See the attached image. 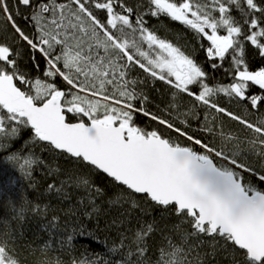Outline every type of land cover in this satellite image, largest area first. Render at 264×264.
Returning a JSON list of instances; mask_svg holds the SVG:
<instances>
[{
	"label": "snow or ice",
	"instance_id": "obj_1",
	"mask_svg": "<svg viewBox=\"0 0 264 264\" xmlns=\"http://www.w3.org/2000/svg\"><path fill=\"white\" fill-rule=\"evenodd\" d=\"M15 4L29 10L27 19L33 22L35 33L27 34L16 23L19 8L14 12L12 0H0V15L13 30L11 42L0 36V151L8 149L23 129H29L31 144L46 145V150L102 172L120 186L108 200L124 208L109 225L123 226L110 249L121 253L115 264H204L203 256L214 257L218 251L226 254L230 264H264V189L246 181L235 169L254 173L261 184L264 175L238 163L235 155L189 135L174 121L148 111V96L136 91V80L127 79L130 69L138 67L173 89L170 108L178 111V100L186 95L259 134L252 143L264 147V119L250 122L214 100L224 94L244 103L246 109L259 111L264 106V66L252 70L245 56L248 43L264 57V0H147L146 11L129 6L127 0H15ZM97 10L104 12L103 19ZM148 14L166 15L207 41L208 46L202 43L201 48L213 69L230 59L231 82L210 86L207 72L192 55L145 26ZM20 41L45 58L44 76L53 82L28 79L18 63L20 50L14 46ZM57 77L66 89L57 86ZM18 84L30 85L35 94ZM138 113L190 144L183 145L158 129L139 127L134 119ZM70 114L75 121L69 120ZM7 159L15 161L29 179L34 166L43 163L31 151H18ZM52 171L61 170L53 169L50 175ZM72 185L88 193L87 203L83 198L79 201L85 208L83 215H98L96 198L104 192L87 177L68 174L59 186L53 182L47 189L67 198L65 188ZM138 195L142 201L136 199ZM8 203L15 209L11 199ZM153 209L160 210L159 220L142 218ZM30 210L45 214L48 206L41 209L37 204ZM25 211L21 206L20 219ZM137 211L140 215L133 224ZM173 216L176 222L169 225ZM58 220L52 217L53 226ZM157 232L161 243L153 260L148 255L149 240ZM78 234L95 239L83 224ZM72 238L67 237L69 242ZM15 243V234H0V264H20ZM205 243L211 252L202 254L197 249ZM49 247L44 243L40 251L47 252ZM71 264L111 262L96 255L74 258Z\"/></svg>",
	"mask_w": 264,
	"mask_h": 264
},
{
	"label": "trees",
	"instance_id": "obj_2",
	"mask_svg": "<svg viewBox=\"0 0 264 264\" xmlns=\"http://www.w3.org/2000/svg\"><path fill=\"white\" fill-rule=\"evenodd\" d=\"M59 2H65V0H59ZM12 3L14 12L16 7L19 8V12L14 16L16 23L27 34L33 35L35 33L33 22L27 19L30 16L29 10L22 5H16L15 0H12ZM127 3L129 6H139L142 11H146L148 7L147 0H127ZM96 14L101 19L104 18V12L97 10ZM144 20L145 26L154 31L160 38L171 41L186 54L192 55L207 72L206 82L210 86L231 82V76L229 75L230 59H225L221 67L213 69L206 58L204 50L201 48L202 43L205 48L208 43L198 38L194 31L166 15L151 16L148 14L144 16ZM0 36L9 38V42L13 37L11 25L6 22L2 15H0ZM14 46L20 50L18 63L30 81H35L38 78L47 80L49 83L53 82L52 78L44 76L45 58L38 51H34L22 41ZM33 56H35V60H33ZM245 56L252 70L264 66V57L251 44H245ZM127 79L129 81L136 80L138 82L135 85L136 91L143 92L148 96L149 100L145 105L148 111L174 121L177 127L183 128L189 135L215 146L218 150L223 149L229 156L235 155L238 163L245 164L247 167L254 169L256 173L264 175V155H261L264 152V147H261L258 143H252V141L259 139V134L254 133L251 129L226 115L216 113L206 106L198 105L197 102L186 95L179 98L180 107L178 111L170 108L173 89L163 81L148 77L138 67L130 69ZM54 82L58 87L67 88L66 83L59 77ZM18 86L21 85L18 84ZM21 87L25 91H31V94L34 95L35 92L31 90L30 85ZM193 90L198 91V86ZM253 91H257V89H253ZM214 100L221 107L242 116L250 122L256 123L264 119V106H261L259 111L246 109L244 103L238 102L236 99H230L224 94H219ZM194 104H197L195 108H193ZM137 107H139L138 102ZM206 116L207 119H205ZM75 119V116L69 115L70 121H75ZM134 119L141 128L146 130L158 129L166 135L176 138L183 145L190 144L186 138L178 137L174 131L161 127L156 121L147 116L138 113ZM184 121L187 123H183ZM206 128L212 130L207 131ZM227 137H231V139ZM26 142H28L27 147H25ZM46 147V145L31 144L30 130L23 129L20 136L11 142L8 149L0 151V234H15L16 243L14 247L20 264H38L39 261L56 264L57 260L61 261L62 264H71L74 258H93L96 255L101 256L103 260L109 261L111 264H115V261L121 259V253L112 252L110 249L113 247V241L117 239L118 230H123V226L109 227V225H112L114 219L120 217V213L124 211V208L118 205H110L108 200L114 197L120 190V186L115 185L102 172H94L85 164L74 163L65 155L46 150ZM194 147L197 151H202L199 146ZM18 151H23L25 154L31 151L43 161L42 164L34 166L31 179L25 177L15 161L7 159L9 155ZM228 166L232 167L230 164ZM56 168L61 171H52L50 175L49 172ZM235 170L240 172L246 181H251L264 189V184L258 181L254 173H248L239 168ZM68 174L85 176L94 185L103 189L104 194L96 198V205L100 209L98 215L91 218L83 215L85 208L79 201L83 198L87 203L88 193L84 187L74 185L66 187L67 198L64 194L48 191V184L56 182L59 186L61 181L67 179ZM9 199L15 203V209L9 205ZM136 199L142 201L143 197L138 195ZM37 204L40 205L41 209L47 205V212L45 214L32 212L31 207ZM21 206L26 209L23 219H20L17 214ZM124 207H127V205ZM69 209H76V211L69 213ZM87 210L91 211V207ZM139 215L138 211L134 214L133 224L135 223V216ZM160 215L159 209H153L148 216L142 218L149 221L153 218L159 220ZM53 216L59 217L54 226L51 223ZM174 222H176L174 216L167 221L169 225ZM80 224H83L89 232L93 233L95 239L88 235H79ZM162 225L163 222H161ZM69 235L73 237L70 242L67 239ZM44 243H49L50 247L47 252L42 253L40 248ZM160 243L161 237L157 232L149 240L151 251L148 255L153 260ZM192 243H196V241L193 240ZM197 251L202 254L210 253L211 247L209 243H205ZM203 261L204 264H230V259L226 258V254L222 251H218L214 257L212 255L203 256Z\"/></svg>",
	"mask_w": 264,
	"mask_h": 264
},
{
	"label": "water",
	"instance_id": "obj_3",
	"mask_svg": "<svg viewBox=\"0 0 264 264\" xmlns=\"http://www.w3.org/2000/svg\"><path fill=\"white\" fill-rule=\"evenodd\" d=\"M104 174V173H103ZM104 175H106V174H104ZM107 176V175H106ZM108 177V176H107ZM110 179V178H109Z\"/></svg>",
	"mask_w": 264,
	"mask_h": 264
},
{
	"label": "rangeland",
	"instance_id": "obj_4",
	"mask_svg": "<svg viewBox=\"0 0 264 264\" xmlns=\"http://www.w3.org/2000/svg\"><path fill=\"white\" fill-rule=\"evenodd\" d=\"M35 94V93H34Z\"/></svg>",
	"mask_w": 264,
	"mask_h": 264
}]
</instances>
